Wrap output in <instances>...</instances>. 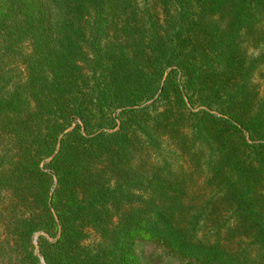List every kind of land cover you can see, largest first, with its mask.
Instances as JSON below:
<instances>
[{
  "label": "trees",
  "instance_id": "16d2710c",
  "mask_svg": "<svg viewBox=\"0 0 264 264\" xmlns=\"http://www.w3.org/2000/svg\"><path fill=\"white\" fill-rule=\"evenodd\" d=\"M138 240L264 264V0H0V264Z\"/></svg>",
  "mask_w": 264,
  "mask_h": 264
},
{
  "label": "rangeland",
  "instance_id": "374dc122",
  "mask_svg": "<svg viewBox=\"0 0 264 264\" xmlns=\"http://www.w3.org/2000/svg\"><path fill=\"white\" fill-rule=\"evenodd\" d=\"M135 249L144 264H181L169 249L155 241L138 240Z\"/></svg>",
  "mask_w": 264,
  "mask_h": 264
}]
</instances>
